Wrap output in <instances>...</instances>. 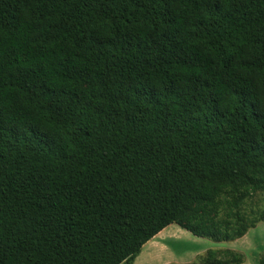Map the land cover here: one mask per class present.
I'll use <instances>...</instances> for the list:
<instances>
[{"label":"trees","instance_id":"16d2710c","mask_svg":"<svg viewBox=\"0 0 264 264\" xmlns=\"http://www.w3.org/2000/svg\"><path fill=\"white\" fill-rule=\"evenodd\" d=\"M260 194L264 0H0V264L235 241Z\"/></svg>","mask_w":264,"mask_h":264},{"label":"crops","instance_id":"0c3cea01","mask_svg":"<svg viewBox=\"0 0 264 264\" xmlns=\"http://www.w3.org/2000/svg\"><path fill=\"white\" fill-rule=\"evenodd\" d=\"M258 230H261L262 233H258ZM185 232L174 224L168 226L144 245L133 264H187L197 261L201 255H204L205 249L204 251H187L185 254L181 253L179 255L175 249L177 242H174L175 240L171 241V238L175 239V236L185 235ZM263 232L264 223H260L255 228L250 229L245 236L235 241L217 242L218 246H213L212 249L239 251L245 255V262L243 264H264V246L260 243ZM202 242L209 244L208 242ZM181 255L185 256L182 257Z\"/></svg>","mask_w":264,"mask_h":264},{"label":"rangeland","instance_id":"374dc122","mask_svg":"<svg viewBox=\"0 0 264 264\" xmlns=\"http://www.w3.org/2000/svg\"><path fill=\"white\" fill-rule=\"evenodd\" d=\"M244 211L249 216L250 220H254L258 214H260L261 212L264 211V194L257 195L254 199L249 200L248 203L244 207ZM174 225H176V224H174ZM176 226L179 227L181 230L186 231L185 235L182 234L180 236H175V239L171 238V241L175 240L174 242H177L175 245V249L177 250L179 255L181 253L185 254L187 251H194V250H196V251L203 250L204 251V249H205L204 252L206 253L207 250L212 249L213 246H216V245L218 246L217 242H215L213 240L196 237L193 234H191L190 232H188L187 230L181 228L180 226H178V225H176ZM258 231H259L258 233H262L261 230H258ZM262 235H263V237H262V240L260 243L263 244V246H264V232ZM202 241L208 242L209 244L203 243ZM181 256L184 257L185 255H181ZM182 257H179V258H182ZM179 260H182V259H179ZM198 260H199V258L197 259V261ZM197 261H195V262H197Z\"/></svg>","mask_w":264,"mask_h":264}]
</instances>
